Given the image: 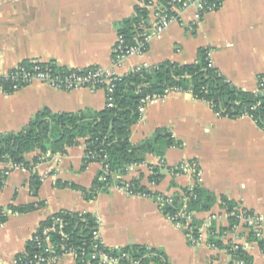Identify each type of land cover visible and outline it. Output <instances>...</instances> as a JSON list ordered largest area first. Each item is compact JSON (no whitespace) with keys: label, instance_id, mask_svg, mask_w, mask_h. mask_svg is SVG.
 Listing matches in <instances>:
<instances>
[{"label":"crops","instance_id":"obj_1","mask_svg":"<svg viewBox=\"0 0 264 264\" xmlns=\"http://www.w3.org/2000/svg\"><path fill=\"white\" fill-rule=\"evenodd\" d=\"M135 4L136 0H0V74L24 61H52L75 69L100 66L123 75L163 61L192 63L197 50L208 47L212 65L228 81L246 91L256 90L257 76L264 70V0H222L217 10L206 13L196 7L183 9L160 33L150 35L142 53L113 65L115 24L130 17ZM149 21H153L152 13ZM105 106L102 89L67 90L34 81L11 93L0 92V133L21 129L44 107L52 112H78ZM159 128L168 129L180 142L165 150L160 181H148L150 167L159 166L155 154H147L143 163L129 168L122 180L139 178L159 195L177 194L197 182L210 191L215 198L210 210L195 214L204 223L198 244H192L185 230L163 215L152 197L127 194L112 186L86 199L81 190L58 185L73 183L88 189L101 167L96 161L84 163L85 144L80 139L65 155L48 154L32 170L17 167L0 183V209L6 215L0 224V264H11L38 224L60 210L94 215L109 248L143 245L161 251L167 264H228L227 252L209 247L206 229L228 227L229 214L221 196L233 201L237 209L264 218V131L249 116H220L206 101L175 90L144 106L130 128V142L150 139ZM36 153L25 157L31 160ZM185 161L196 163L198 181L192 172L177 169ZM5 166L0 164V170ZM33 172L40 182L36 195L29 185ZM37 201L41 206L23 213L10 208ZM259 237L264 240V221ZM231 239L245 246L251 257L248 264H264V252L257 241L246 238L242 226L224 237ZM55 264L76 262L67 253Z\"/></svg>","mask_w":264,"mask_h":264},{"label":"trees","instance_id":"obj_2","mask_svg":"<svg viewBox=\"0 0 264 264\" xmlns=\"http://www.w3.org/2000/svg\"><path fill=\"white\" fill-rule=\"evenodd\" d=\"M169 1L136 0L134 13L115 24L123 46L127 48L139 46L144 33L148 32L146 28L150 26L149 6L157 5L164 12H169L167 10ZM215 1L222 2V0ZM142 25L145 30L141 27ZM146 46L145 43L140 47L142 52ZM209 51L208 47L199 48L197 59L192 63L177 64L163 61L152 66L137 67L123 75H118L113 81L112 105H106L99 111L52 112L47 107L42 108L21 129L0 133V163H11L32 170L37 163L46 159L48 154V156L54 153L65 155L68 147L84 139V163L96 161L101 164L91 186L85 189L65 182H58V185L79 189L86 199H93L99 192H106L113 184H126L132 192L156 199L160 195L142 185L139 178L128 182L122 180L127 167L143 163L147 154L162 157L167 148L180 145V142L175 140L166 128L156 129L153 137L141 143L130 142V128L140 116L141 99L146 95H163L170 90L190 92L195 98L206 101L218 115L229 118L247 115L264 131V92L246 91L233 85L216 67L211 65ZM33 62L35 61H24L22 64L31 66ZM46 65L69 71L68 68L60 67L52 61ZM4 90L7 93L14 92L7 83L4 84ZM33 151L37 153L31 160H27L25 154ZM104 165H107L109 170L106 173L102 169ZM160 169L161 167L157 165L150 167L151 173L148 176L150 183L157 184L160 181L162 176ZM3 171L4 169L0 170V183L5 177ZM29 180L31 193L36 195L40 185L36 172L31 173ZM181 193L189 197L187 210L195 214L210 210L215 201L213 194L197 182L191 190L185 187L179 193L171 194L173 203L161 207L163 215H173L181 207ZM220 201L229 214L228 227L216 229L210 226L208 229L210 242L217 246L221 245L217 234L223 230H229L233 224L237 223L235 215L231 214L236 208L235 203L224 196L220 197ZM39 206L41 201L21 206L13 205L10 208L13 212L23 213ZM246 212L251 211L246 210ZM57 217L60 221L54 223ZM5 220L6 215L0 209V224ZM97 224L95 216L90 213L57 211L38 224L32 237L26 242L23 252L15 257V264H33L35 255L42 257L60 255L64 249L70 247L74 249L76 264H97L99 258L90 257L94 251L92 231ZM201 224L202 222L194 216L191 225L193 235H197ZM49 226H52L48 233L52 250L46 252L42 247H38L35 237L44 239L43 229ZM242 228L246 231V238L257 241L259 248L264 252V240L256 237L251 228L246 226ZM216 230L219 231L216 233ZM42 244L45 245L44 241ZM99 249L112 256L125 253L126 256L120 260L121 263H128L129 259H133L138 264H167L161 251L143 245L121 248L99 247ZM236 255L244 259L247 264L251 261V257L244 250L238 249Z\"/></svg>","mask_w":264,"mask_h":264},{"label":"built area","instance_id":"obj_3","mask_svg":"<svg viewBox=\"0 0 264 264\" xmlns=\"http://www.w3.org/2000/svg\"><path fill=\"white\" fill-rule=\"evenodd\" d=\"M220 4H221L220 2H216L215 0H170L169 5H167L168 6L167 10L169 12L166 11L164 12L163 9H160V7H158L157 5H150L149 10L150 12H152L153 21H149L150 26L146 28L148 32L144 33L143 40L139 43V46H131L128 48L123 46L122 39L120 36H118L117 42L113 47V59H112L113 65H118L125 57L129 55L142 53L140 47L144 46L145 43L147 44L150 35L160 33L171 22V20L175 19L178 16L179 11L186 9L188 7H196L199 10V13H206L217 10ZM141 27H143L145 30V27L143 25ZM33 64L31 66L19 64L13 67L12 69H10L9 71L0 74V92L7 93L4 90L5 83H7L9 87H11L15 91L34 81L45 83L55 88L67 89V90L77 89V88H93V89L99 88L104 91L106 98V105L108 106L112 105L113 81L118 76L113 69L94 66L86 69L68 68L69 71H62L57 68H53L51 66L46 65L47 63L44 64L39 61H35L33 62ZM175 91H179V90H175ZM254 92L255 93L264 92V70L262 71L261 74L257 76L256 90ZM165 94L146 95L144 98L141 99V106L139 107V112L141 113V111L144 109V106L147 103L152 101H157L161 99ZM4 164L6 165L3 171L4 176L8 175L11 172V170L17 167H22L20 165H13L11 163H4ZM163 164H164L163 158L159 156V166H162ZM135 165L137 164H132L129 167H127V169ZM102 169L105 173L109 171L107 165H104ZM177 169L180 171L192 172V174L198 181L199 171L194 161H185L181 163L177 167ZM113 186H116L118 189H120L121 191L127 194L142 195L139 193L132 192L129 186L126 184L125 185L113 184ZM189 189L191 190L192 186L189 187ZM171 196L172 195H160L157 196L156 199L155 198L153 199L155 203L158 205L159 209L161 210L162 206L171 205L173 203ZM181 196H182L181 207L177 209L173 215H167L165 217L173 225H175V227L185 229L186 236L192 244H198L201 241L204 223H202L201 226L198 227L197 235L196 236L193 235L191 232L193 227L191 225L193 222V218L195 216V212L193 211L190 212L187 210L188 209L187 203L189 197L185 196L184 193H181ZM231 214L235 215L237 219V223L233 224L229 230H223L220 234H217V238L220 239L222 245L218 247L217 245H215L213 242L210 241L208 245L211 248H216L227 252L229 254L228 264H247L244 259H241L236 255V251L238 249L246 251L245 246L243 244L237 243L235 239L225 241L224 237L230 232H234V230L238 229L240 226H246L247 228L248 227L251 228L254 231L255 236L259 237L260 227L264 221V218L251 212L248 213L243 208H238V209L236 208ZM58 221H60V219L57 217L54 220V223ZM51 229L52 226L45 227L43 229L44 239H39L38 237H35L38 247H42L46 252L52 250V244L50 243L49 235H48ZM217 232L218 230H216V233ZM206 233L210 234V231L206 229ZM92 238L94 241L92 244V248L94 251L90 254V257L92 259L99 258L97 264H104V263L138 264V262L134 261L133 259L131 260L129 259L128 263H121L120 260L126 256L125 253H119L115 256H112L99 249V247H107V246L104 245L101 239L98 224L92 231ZM42 241H44L45 245L42 244ZM67 253L74 255V249L72 247L68 249H64L60 255H48L43 257L40 255H35L33 264L55 263V261L59 257ZM11 264H15V259Z\"/></svg>","mask_w":264,"mask_h":264},{"label":"rangeland","instance_id":"obj_4","mask_svg":"<svg viewBox=\"0 0 264 264\" xmlns=\"http://www.w3.org/2000/svg\"><path fill=\"white\" fill-rule=\"evenodd\" d=\"M151 13H152V12H150V14H149V15H151ZM162 166H164V164H163ZM159 167H161V166H159ZM127 170H128V169H127ZM112 186H113V185H112ZM112 186H111V187H112ZM111 187H110V188H111Z\"/></svg>","mask_w":264,"mask_h":264}]
</instances>
